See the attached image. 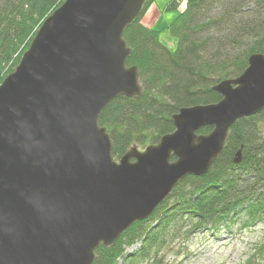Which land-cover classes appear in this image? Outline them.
I'll return each mask as SVG.
<instances>
[{
	"label": "water",
	"instance_id": "1",
	"mask_svg": "<svg viewBox=\"0 0 264 264\" xmlns=\"http://www.w3.org/2000/svg\"><path fill=\"white\" fill-rule=\"evenodd\" d=\"M145 3L64 0L0 82V264H93L181 180L209 171L236 120L264 110V54L254 53L212 87L218 102L180 108L171 133L115 160L98 117L142 92L123 33Z\"/></svg>",
	"mask_w": 264,
	"mask_h": 264
},
{
	"label": "trees",
	"instance_id": "2",
	"mask_svg": "<svg viewBox=\"0 0 264 264\" xmlns=\"http://www.w3.org/2000/svg\"><path fill=\"white\" fill-rule=\"evenodd\" d=\"M63 1L0 0V82ZM152 1L146 0L123 33L131 48L126 65L137 66L142 92L114 98L98 117L114 159L133 146L157 144L174 130L172 116L180 108L218 102L221 96L212 87L237 78L251 54H264V0H187L168 25L174 51L160 41L158 31L141 22ZM211 130L206 126L197 134ZM241 213L250 219L264 215V110L236 120L209 171L180 181L149 217L132 224L111 247H98L93 264H159L169 239L184 227L190 232L210 225L213 236L223 221L232 222ZM258 254L264 255V244Z\"/></svg>",
	"mask_w": 264,
	"mask_h": 264
},
{
	"label": "rangeland",
	"instance_id": "3",
	"mask_svg": "<svg viewBox=\"0 0 264 264\" xmlns=\"http://www.w3.org/2000/svg\"><path fill=\"white\" fill-rule=\"evenodd\" d=\"M186 3L187 0H153L141 19L143 25L159 32L160 41L171 51L176 48V40L168 25L184 10ZM133 147L143 151L146 146ZM209 228L210 225L201 231L187 232L189 229L184 227L169 239L159 256V264H264V255L258 254L264 244V215L260 219H250L241 213L232 222L223 221L213 236L214 229ZM187 252L190 254L186 256Z\"/></svg>",
	"mask_w": 264,
	"mask_h": 264
}]
</instances>
